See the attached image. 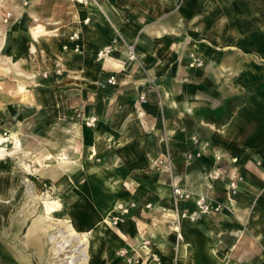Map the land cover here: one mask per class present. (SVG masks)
Wrapping results in <instances>:
<instances>
[{"label": "crops", "instance_id": "1", "mask_svg": "<svg viewBox=\"0 0 264 264\" xmlns=\"http://www.w3.org/2000/svg\"><path fill=\"white\" fill-rule=\"evenodd\" d=\"M64 1L24 0L15 9L19 39L29 37L33 20L45 23L50 38L26 42L21 51L39 61L35 75H27L23 92L0 100V135L21 140L17 150L8 143L21 158L6 156L0 172V264H42L36 236L46 253L48 231L29 229L35 208L22 221L29 206L12 204L18 178L34 179L41 191L44 183L58 185L61 203L65 191L74 204L65 212L62 203L53 217L64 213L78 231L91 230L88 264H127L119 249L137 264H156L143 240L157 264H264V0ZM72 31L80 32L78 52L62 49ZM108 44L111 56L96 61ZM191 54L202 67H189ZM91 116L94 127L85 124ZM193 137L201 154L186 161L183 152H197ZM57 155L68 165H58ZM165 155L175 183L191 194L178 202L179 213H194L199 196L223 206L196 221L180 219V240L171 180L154 166ZM18 164L28 175H15ZM234 173L242 180L230 197ZM117 203L128 212L112 225ZM14 209L16 222H7ZM104 216L108 228L101 229Z\"/></svg>", "mask_w": 264, "mask_h": 264}, {"label": "rangeland", "instance_id": "2", "mask_svg": "<svg viewBox=\"0 0 264 264\" xmlns=\"http://www.w3.org/2000/svg\"><path fill=\"white\" fill-rule=\"evenodd\" d=\"M27 3L28 2L25 3L24 0H0V100L2 99L1 97H3V95H5V94L15 96V95H18V94L14 93L15 91L23 92L24 89L22 91H20L18 85H22V83H24L26 81V79L28 78L27 75L34 74V72H32L31 69L35 68L39 63V61L35 55L29 54L28 51H21V50L25 49L26 42H29L30 46L35 47V45L42 38H50L46 35L44 37H40L38 39V41L36 42V41L31 39L30 34H24V36H26V37L29 35V37L25 41V40L19 39L20 38L19 35L14 34V32L24 31V29L19 30V28L15 29L13 27V22L15 21V18H17V16H19V12H17V10H15V9H17L16 8L17 6L26 7ZM64 3H65V1H64ZM61 5L64 6V4H61ZM54 8H57V6H55ZM6 12H10L12 14V17L8 21V23H4L2 21L3 15ZM52 21H53L52 19H48L44 22H49L51 24ZM38 23L44 25V27H46V31H47V26L45 25V23H42L41 20L38 21ZM34 24H36V22H34V20H33V23L29 26H32V25L34 26ZM28 31L29 30L27 28L26 33H28ZM11 92H12V94H11ZM3 133L1 132L2 135H3ZM2 135H0V136H2ZM9 142L11 143V141H9ZM20 142H21V140H20ZM8 143H6L7 153L11 152V150L9 149V148H11V146L8 145ZM9 156L14 157L16 159V161H18L21 158L20 155L13 156L12 154H9ZM61 156L63 157V155H61ZM5 157L6 156H4L2 159H0V172L1 173L4 172L3 161L5 160ZM57 158H58V155L55 157V161L61 167L68 165V162L66 161V159L57 160ZM18 165L19 166H17L16 169H14L15 175H17V176L28 175V172H22L23 171L22 169H24V168H22L23 166L22 165L20 166V164H18ZM17 180H18L17 183L14 184L15 192L13 193L12 204H14V206H16L17 209L19 207L29 206L30 208H28V209H33L32 212L34 211V208H35V211L33 214H35V213L36 214L34 215V217L32 216L33 217L32 221H38L39 220V223H41L42 221L55 223L54 225L48 223L50 225H53L52 226L53 228L50 227L51 232H53V230H55L56 228H62L65 218L68 220H71L70 222H72V219L67 218V216L64 215V213H60L61 215H55L53 217V219H50V220L44 219L43 220L42 219L41 202L38 199L32 197L35 194L41 195L43 192H48V194H50L52 197L58 198V197H55V195H54L55 193H57V189H59L58 185H56L54 183H44L43 185H45L44 186L45 188L41 191V188L36 185L34 179H31V178L27 179L28 180L27 184L26 183H20L19 178ZM22 180L25 181V178L24 179L22 178ZM60 198L62 200V203L64 204L65 212H67V210L69 208H71V206L74 203L72 202V200L67 199L65 191L60 192ZM82 205H84V206L86 205L84 201H81L76 206L81 207ZM16 212H17V210L14 209L13 215L7 218V222L8 221L12 222V223L16 222V220L18 218L17 214L15 215ZM28 217H30V216H28ZM1 222H5V221L1 220ZM72 224H74V223H72ZM79 232H84V231H79ZM44 245H45L46 253L43 252V255L41 257V259L43 261L40 260V262L42 264H51L53 261H57L56 259H53V256H52L51 250H50L51 244L49 243V241L47 239L44 242ZM42 251H43V249H42ZM35 261H36V259H35ZM36 262H34V263H36Z\"/></svg>", "mask_w": 264, "mask_h": 264}, {"label": "built area", "instance_id": "3", "mask_svg": "<svg viewBox=\"0 0 264 264\" xmlns=\"http://www.w3.org/2000/svg\"><path fill=\"white\" fill-rule=\"evenodd\" d=\"M91 1L92 0H81L79 3H81L83 6H88L91 3ZM177 1L179 3L181 2V0H177ZM11 17H12V14L10 12H6L3 15L2 21L4 23H8V21L11 19ZM89 17L90 16L88 15L86 18L83 19L82 22L84 25L89 23V19H90ZM62 49L64 51H67V50H72L74 52L80 51V32L79 31L70 32L66 36L65 43H63V45H62ZM112 51H113L112 44L104 45L96 51L94 58L96 61H103L106 58L111 56ZM126 56H127L128 61L134 62L137 60L133 44L126 46ZM189 59H190L189 67L198 68V67L203 66V61L200 58L196 57L195 55L191 54ZM56 73H59V70H57ZM43 76L46 77L47 74L43 73ZM147 81L152 82L151 79H147ZM107 82L111 85H114V84H116V78L114 76H110L107 79ZM139 101L140 102L145 101L144 93H141L139 95ZM95 122H96V118L94 116H91L86 120L85 124L88 127H94ZM3 134H6V133H3ZM192 145L195 149H197V152L194 153V151H192V150H186L185 152H183L184 159L186 161L192 159L193 156L199 157L201 154L200 153L201 149H200L197 137L192 138ZM216 159H219V157H216ZM154 166H155V169L157 171H164L168 175L169 179L171 180V193H172L173 209H174V214H175V231L177 233V240L181 239V237L178 233V223H179L180 219L187 218L191 221H196L202 215L221 213V211L223 209L222 204L218 203V202L208 203V202H206V198L204 196H199L197 198V200L195 202L196 211L194 213H191V214L179 213L177 210L178 202L180 200L189 199L191 194L184 191L183 189H181L177 185V183H175L176 177H175V174L173 171V166H172L171 160H170L168 155H165L164 157L157 159L154 162ZM241 180H242V177L236 173L232 174V176L229 178L227 191H228V194L230 197H234L237 195V193H238V182H240ZM127 212H128L127 206H125L122 203H117L115 205L114 214L111 218L112 225H117L121 221L122 217L125 214H127ZM142 247L146 248L145 256H147V259L150 262H153L156 264L159 263L160 257L156 252H154L151 249V245H150L148 240L142 241ZM117 255L119 257H123L127 264H133V263L137 264L138 263L137 259L133 258L132 256H128V252L126 249H119L117 251Z\"/></svg>", "mask_w": 264, "mask_h": 264}, {"label": "bare ground", "instance_id": "4", "mask_svg": "<svg viewBox=\"0 0 264 264\" xmlns=\"http://www.w3.org/2000/svg\"><path fill=\"white\" fill-rule=\"evenodd\" d=\"M29 31H30L31 38L34 41H38L39 37L46 36L50 33L49 31H46V28L44 27V25L40 23H36L32 28H30ZM23 89L24 87L22 85H19V90L22 91ZM9 141H11L14 149L17 150L20 148L21 142L17 137H15L13 134H10V133L3 134L2 136H0V159H2L4 156H8L10 153V152L7 153V150H6V143H8ZM48 158H50V156ZM62 159H65V157L58 156L57 158V160H62ZM32 197L38 199L41 202L43 220L53 219L54 213L62 209V203L60 202V200L58 198L52 197L50 194H48V192H43L41 195L35 194ZM32 210L33 209H28V212L24 216L22 221L25 220L26 216L29 215L32 212ZM64 220L65 221L63 223V227L56 228L55 230H53V232H51L50 227L53 228L52 226L55 223L53 222L44 223L43 221L39 223V220L32 221L29 229L35 233H37L40 230L48 231L47 240L51 244V249H50L51 254L53 256V259L57 260V261H53L51 264H88L89 259H90L89 257V248H90L89 236H90L91 230L79 232L74 226V224H72L73 222H70L71 220H68L66 218ZM48 223L53 224V225H50ZM97 225L100 226L101 229L108 228L106 217L104 216L103 220H98V222L96 223V226ZM102 234L103 233L100 232V235ZM36 238L37 239H36V244H35V252L37 253L36 255L38 256L39 260L43 261L41 259L43 255L42 247H41V244L37 236ZM2 259H3V256H2Z\"/></svg>", "mask_w": 264, "mask_h": 264}]
</instances>
